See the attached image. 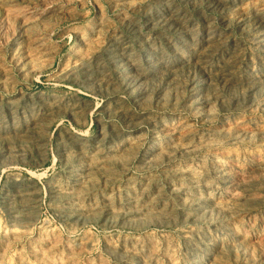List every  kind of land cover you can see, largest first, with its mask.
<instances>
[{
  "label": "rangeland",
  "instance_id": "rangeland-1",
  "mask_svg": "<svg viewBox=\"0 0 264 264\" xmlns=\"http://www.w3.org/2000/svg\"><path fill=\"white\" fill-rule=\"evenodd\" d=\"M0 264H264V0H0Z\"/></svg>",
  "mask_w": 264,
  "mask_h": 264
}]
</instances>
